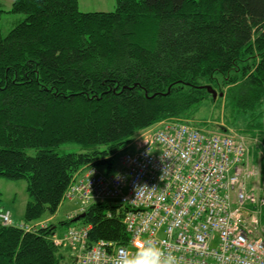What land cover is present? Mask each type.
I'll use <instances>...</instances> for the list:
<instances>
[{"label":"trees","instance_id":"1","mask_svg":"<svg viewBox=\"0 0 264 264\" xmlns=\"http://www.w3.org/2000/svg\"><path fill=\"white\" fill-rule=\"evenodd\" d=\"M81 11L79 0H0V177L25 179L24 224L0 219V264H73L56 244L53 216L79 170L106 164L140 130L192 119L224 90L234 113L264 131V0H116ZM5 13L22 14L2 31ZM225 129L226 127H222ZM75 142L81 151L63 152ZM1 196V191H0ZM128 205L94 202L78 221L88 244L128 245ZM1 210V206H0ZM78 223V225H74Z\"/></svg>","mask_w":264,"mask_h":264},{"label":"built area","instance_id":"2","mask_svg":"<svg viewBox=\"0 0 264 264\" xmlns=\"http://www.w3.org/2000/svg\"><path fill=\"white\" fill-rule=\"evenodd\" d=\"M135 143V152L122 153L116 172L87 166L65 193L79 211L94 202L128 205L129 244L89 245V227L71 226L54 241L73 248V264H114L144 239L159 242L181 264H264V135L167 118L140 131ZM0 218L33 228L15 223L10 210H1Z\"/></svg>","mask_w":264,"mask_h":264},{"label":"rangeland","instance_id":"3","mask_svg":"<svg viewBox=\"0 0 264 264\" xmlns=\"http://www.w3.org/2000/svg\"><path fill=\"white\" fill-rule=\"evenodd\" d=\"M2 2L5 8L8 9L11 7L13 0H2ZM116 5V0H79V8L84 12L113 11L116 8ZM22 16V14L16 15L13 13H5L2 22L3 33L6 34L15 24L16 20L18 18H21ZM224 94L222 96H218L216 99H214L213 97L205 99L191 120H193L196 125L207 130H219L225 126L228 127V130L231 129V131L237 132L239 134L252 136L250 134H247L249 132L246 131L247 124L250 118L248 116H243L240 113H234L229 103L224 101ZM256 134L263 136L264 131L256 132ZM60 150L63 152L81 151V145L75 142L65 143L60 147ZM135 151L136 144L134 141L117 151L114 156V162L111 171L116 172L121 168L120 157L122 153ZM257 160L258 156L256 155L254 163L255 165H258ZM98 168L103 173L110 172L106 164L98 165ZM262 173V175H264V161ZM255 179L256 178L251 179L248 182V185L250 186L251 182ZM0 191L1 209H9L11 213H13V215L16 217L17 222L23 221L26 203L30 198L27 191L26 180L23 178L9 179L6 177H0ZM78 205L79 203L76 200L64 199L56 214H54L53 218H51V221L58 224L57 233H59L60 237H63L68 230V225L60 224V221L68 219V217L76 211V207ZM49 217L50 216H45V218L41 221L37 220L35 222H32V224L40 223ZM74 225H78V223H74ZM70 251L72 253L74 252L71 247Z\"/></svg>","mask_w":264,"mask_h":264},{"label":"clouds","instance_id":"4","mask_svg":"<svg viewBox=\"0 0 264 264\" xmlns=\"http://www.w3.org/2000/svg\"><path fill=\"white\" fill-rule=\"evenodd\" d=\"M114 264H181V261L172 252H166L159 242L144 239L133 250L121 252Z\"/></svg>","mask_w":264,"mask_h":264},{"label":"water","instance_id":"5","mask_svg":"<svg viewBox=\"0 0 264 264\" xmlns=\"http://www.w3.org/2000/svg\"><path fill=\"white\" fill-rule=\"evenodd\" d=\"M202 87H205L208 90V92L212 94L214 99H216L217 96H222L224 94V91H218L212 85H205V86H202ZM84 216H85V212H81V213L77 214L73 218V221H78Z\"/></svg>","mask_w":264,"mask_h":264},{"label":"crops","instance_id":"6","mask_svg":"<svg viewBox=\"0 0 264 264\" xmlns=\"http://www.w3.org/2000/svg\"><path fill=\"white\" fill-rule=\"evenodd\" d=\"M78 208H79V205L76 207V211H77ZM12 217H13L14 221L17 222V219H16V217L13 215V213H12ZM51 218H53V216H50V217L47 218L46 220H49V219H51ZM50 221H51V220H50ZM20 222H22V221H20ZM55 236H58V237H59L60 235H59V233L56 232Z\"/></svg>","mask_w":264,"mask_h":264},{"label":"bare ground","instance_id":"7","mask_svg":"<svg viewBox=\"0 0 264 264\" xmlns=\"http://www.w3.org/2000/svg\"><path fill=\"white\" fill-rule=\"evenodd\" d=\"M216 89V88H215ZM71 247V246H70ZM72 248V247H71ZM73 249V248H72ZM74 251V250H73Z\"/></svg>","mask_w":264,"mask_h":264}]
</instances>
